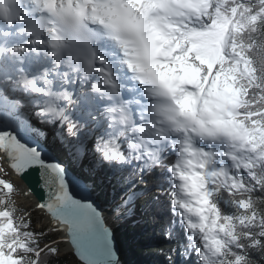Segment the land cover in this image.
I'll list each match as a JSON object with an SVG mask.
<instances>
[{
    "label": "snow or ice",
    "instance_id": "obj_1",
    "mask_svg": "<svg viewBox=\"0 0 264 264\" xmlns=\"http://www.w3.org/2000/svg\"><path fill=\"white\" fill-rule=\"evenodd\" d=\"M0 161V264H264V0H0Z\"/></svg>",
    "mask_w": 264,
    "mask_h": 264
},
{
    "label": "trees",
    "instance_id": "obj_2",
    "mask_svg": "<svg viewBox=\"0 0 264 264\" xmlns=\"http://www.w3.org/2000/svg\"><path fill=\"white\" fill-rule=\"evenodd\" d=\"M142 220L131 226L120 227L118 229V237L125 242V258L129 264H164L163 257H157L154 253L158 248H167V242L159 236L155 226L150 223H145L143 213L140 212ZM149 237L151 240L149 241ZM150 243V247L146 246ZM66 264H72L73 257L68 255V252L62 254L59 258L61 261H65ZM256 259H260L256 257Z\"/></svg>",
    "mask_w": 264,
    "mask_h": 264
},
{
    "label": "rangeland",
    "instance_id": "obj_3",
    "mask_svg": "<svg viewBox=\"0 0 264 264\" xmlns=\"http://www.w3.org/2000/svg\"><path fill=\"white\" fill-rule=\"evenodd\" d=\"M0 163H2V161H0ZM15 182H16V184H17L18 186H20L21 188L24 187V182L21 181L19 178H15ZM21 203H29V204H30L31 201H29V202H25V201L21 200ZM129 219H130L131 221H133V222L141 221V220H142V216H141L140 212L137 211V213H136V215L134 216L133 219H132V218H128L127 220H122V223H125L126 225H128V223H130ZM115 222H116V224L118 223L117 221H115ZM66 252H68V249H67V248L64 249V253H63V254H65Z\"/></svg>",
    "mask_w": 264,
    "mask_h": 264
},
{
    "label": "bare ground",
    "instance_id": "obj_4",
    "mask_svg": "<svg viewBox=\"0 0 264 264\" xmlns=\"http://www.w3.org/2000/svg\"><path fill=\"white\" fill-rule=\"evenodd\" d=\"M129 218H132V219H133L134 216H133V217H129ZM117 222H121V221H117ZM136 222H137V221H136ZM113 225H116V222H115V221L113 222Z\"/></svg>",
    "mask_w": 264,
    "mask_h": 264
},
{
    "label": "water",
    "instance_id": "obj_5",
    "mask_svg": "<svg viewBox=\"0 0 264 264\" xmlns=\"http://www.w3.org/2000/svg\"><path fill=\"white\" fill-rule=\"evenodd\" d=\"M113 227H114V229H115V231H116V227H115V225H113ZM117 233V232H116ZM118 236V235H117ZM119 238V237H118ZM67 253V252H66Z\"/></svg>",
    "mask_w": 264,
    "mask_h": 264
}]
</instances>
